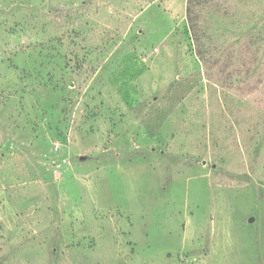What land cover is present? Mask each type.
Here are the masks:
<instances>
[{
    "label": "rangeland",
    "instance_id": "1",
    "mask_svg": "<svg viewBox=\"0 0 264 264\" xmlns=\"http://www.w3.org/2000/svg\"><path fill=\"white\" fill-rule=\"evenodd\" d=\"M212 1L202 60L186 0H0V264H264V0Z\"/></svg>",
    "mask_w": 264,
    "mask_h": 264
},
{
    "label": "trees",
    "instance_id": "2",
    "mask_svg": "<svg viewBox=\"0 0 264 264\" xmlns=\"http://www.w3.org/2000/svg\"><path fill=\"white\" fill-rule=\"evenodd\" d=\"M186 1L187 3H186L185 16L187 18L188 27H189V30L191 31L193 45H195V51H196L197 57L202 59L205 51L204 52L202 51L201 45H200L201 39L199 36V32H202V29L199 27L200 18L202 19V16L211 17L212 14L215 13L214 11L219 9V6L214 5L212 0H186ZM199 7L201 8L200 14H198ZM224 13H226V11H224ZM247 25H245V27H247ZM256 25L257 26L259 25L262 27V25H264V19H259L258 21H256V23L254 24V27ZM205 29L208 30L207 27ZM223 29H225L226 32H231V33L237 32L238 36L239 34L242 36V33H245L244 31L246 30V29H242V31L238 33L239 30L232 31L231 29H228L226 26Z\"/></svg>",
    "mask_w": 264,
    "mask_h": 264
}]
</instances>
